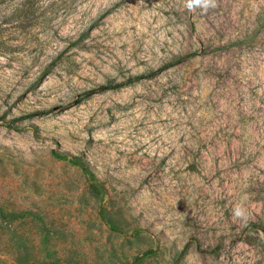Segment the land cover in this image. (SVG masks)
I'll return each instance as SVG.
<instances>
[{
  "label": "rangeland",
  "instance_id": "rangeland-1",
  "mask_svg": "<svg viewBox=\"0 0 264 264\" xmlns=\"http://www.w3.org/2000/svg\"><path fill=\"white\" fill-rule=\"evenodd\" d=\"M189 2L0 0V264H264V0Z\"/></svg>",
  "mask_w": 264,
  "mask_h": 264
},
{
  "label": "clouds",
  "instance_id": "clouds-1",
  "mask_svg": "<svg viewBox=\"0 0 264 264\" xmlns=\"http://www.w3.org/2000/svg\"><path fill=\"white\" fill-rule=\"evenodd\" d=\"M212 0H190L188 7L191 8L193 5H203L204 7L209 6Z\"/></svg>",
  "mask_w": 264,
  "mask_h": 264
},
{
  "label": "trees",
  "instance_id": "trees-1",
  "mask_svg": "<svg viewBox=\"0 0 264 264\" xmlns=\"http://www.w3.org/2000/svg\"><path fill=\"white\" fill-rule=\"evenodd\" d=\"M24 2L28 3L25 5H29V2L35 1V0H23ZM100 89H107V87H100Z\"/></svg>",
  "mask_w": 264,
  "mask_h": 264
}]
</instances>
